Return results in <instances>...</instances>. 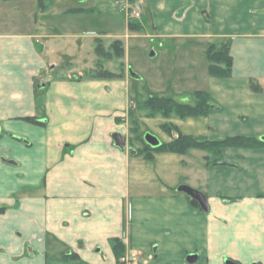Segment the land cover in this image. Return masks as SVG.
Wrapping results in <instances>:
<instances>
[{"label": "crops", "instance_id": "crops-1", "mask_svg": "<svg viewBox=\"0 0 264 264\" xmlns=\"http://www.w3.org/2000/svg\"><path fill=\"white\" fill-rule=\"evenodd\" d=\"M130 1L134 29L117 9ZM141 37L193 55L175 92L203 91L212 106L177 126L262 143L149 159L119 148L129 79L92 73L114 71L115 40L141 80L129 66ZM224 45L229 74L211 75L206 52ZM0 208V264H122L115 238L133 264H264V0H0Z\"/></svg>", "mask_w": 264, "mask_h": 264}, {"label": "rangeland", "instance_id": "rangeland-1", "mask_svg": "<svg viewBox=\"0 0 264 264\" xmlns=\"http://www.w3.org/2000/svg\"><path fill=\"white\" fill-rule=\"evenodd\" d=\"M132 4L133 1H130L129 5ZM117 9L120 10L119 6H117ZM121 14L126 19L124 12H121ZM126 20L134 23L131 18ZM136 20L139 19L136 18ZM132 43L129 53V66L133 71L142 73L143 78L141 80H134L128 77L129 74H126L128 68L125 70L124 64L119 62V59L123 57L124 51L121 42L115 40L110 43V61L113 62L114 65V67H112V65H110V67H112L114 71H112L111 68L110 71H108L102 66H98L96 71L92 74H94L93 77H106L110 80L120 81V85L124 78L129 79V81L124 84L125 90L129 95L125 105L126 107L121 114L115 117V122L126 130V133L120 134L125 137L126 146L128 149L132 150V153L135 155L142 154L143 150H150L151 146L146 143L144 138L147 132L154 135L161 143L170 141L176 135L174 131L171 133L169 132L170 124L179 122L176 121L177 117L174 115L173 110L169 117H163L159 113L153 115V117H147L148 111L143 109L142 106L144 100L149 95L153 93L158 96L171 97L177 102L190 105L195 103L196 97L194 93L191 95L188 93L181 94L175 92L176 87L183 84V80L178 77H180L183 72L190 69V67L186 66V63L193 57L191 51L174 52V50H170L166 47L162 52L157 53L156 46L152 45L153 43L145 37L132 40ZM98 47L104 55L105 51L103 46L98 45ZM183 64H185L184 67L182 66ZM107 71L110 72V76H103L105 74L104 72ZM179 79L180 81L176 82ZM200 122V126L199 124L195 125L197 129L187 130L183 123H178V129L182 133L197 136L198 134L196 133H198L199 127L201 129V124L203 123L202 120ZM163 124L165 125L163 126ZM168 137H170V140H168Z\"/></svg>", "mask_w": 264, "mask_h": 264}, {"label": "trees", "instance_id": "trees-1", "mask_svg": "<svg viewBox=\"0 0 264 264\" xmlns=\"http://www.w3.org/2000/svg\"><path fill=\"white\" fill-rule=\"evenodd\" d=\"M128 26L131 29L137 28L135 23L128 22ZM96 52L99 54L101 51L99 47H96ZM210 64L208 71L211 75L224 76L229 74L231 67V57L228 54L227 46H223L221 50L214 52L211 48L206 52ZM217 63H224V67H220ZM103 76H110V72H104ZM106 78V77H105ZM252 88L256 89V85L252 83ZM194 96L196 101L193 105L180 103L175 101L171 97L158 96L155 94L149 95L143 102V109L147 110V117H153L155 114H160L163 117H169L171 111H174V115L179 119H185L187 117H200L205 116L208 109L212 106L209 102L207 94L203 91H195ZM28 121L38 123L35 118H27ZM165 124H163L164 126ZM168 127V126H167ZM170 133L175 132V136L168 142L160 143L157 147H151L150 150H143L142 154L144 157L149 159L154 151H166L174 153H185L190 148L204 149L211 153H217L218 150L223 146H245L255 147L260 145L262 142L253 138L245 136L226 137L220 140H199L198 138L184 134L179 131L178 126L170 124ZM190 202L199 207L198 202L189 197ZM2 211V208H0ZM112 247L116 257L119 259L124 253V245L120 239L115 238L111 240Z\"/></svg>", "mask_w": 264, "mask_h": 264}, {"label": "water", "instance_id": "water-1", "mask_svg": "<svg viewBox=\"0 0 264 264\" xmlns=\"http://www.w3.org/2000/svg\"><path fill=\"white\" fill-rule=\"evenodd\" d=\"M112 138L119 148H121L122 150L125 149L126 140L122 134L115 132L114 134H112ZM144 138L146 143L149 144L151 147H156L160 144V141H158V139L154 135L148 132L144 135ZM130 151L132 152V150ZM177 190L184 192L191 198L195 199L199 203V206L202 210L209 211V204L207 202V199L205 195L200 191L193 189L186 184H181L180 186H178ZM193 259H194V255L188 256V260H193ZM225 264H239V263L232 260H225ZM251 264H257V263H251Z\"/></svg>", "mask_w": 264, "mask_h": 264}, {"label": "built area", "instance_id": "built-area-1", "mask_svg": "<svg viewBox=\"0 0 264 264\" xmlns=\"http://www.w3.org/2000/svg\"><path fill=\"white\" fill-rule=\"evenodd\" d=\"M120 10L124 12L126 19H135L138 18L141 11V6L139 3H133L129 5L128 2L120 4ZM130 214L129 207H128V216ZM120 263L122 264H133L131 260H128L125 256H121Z\"/></svg>", "mask_w": 264, "mask_h": 264}]
</instances>
